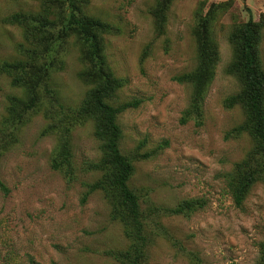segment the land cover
I'll use <instances>...</instances> for the list:
<instances>
[{"label": "rangeland", "instance_id": "rangeland-1", "mask_svg": "<svg viewBox=\"0 0 264 264\" xmlns=\"http://www.w3.org/2000/svg\"><path fill=\"white\" fill-rule=\"evenodd\" d=\"M78 1L84 13L117 28L105 35V52L115 74L127 79L118 102L142 100L119 116L122 150L131 154L143 141L144 151L162 146L135 162L132 178L149 216V264H192L191 251L202 264H257L264 241V183L254 185L243 208L234 204L225 174L253 142L247 134L227 138L245 114L240 105L226 108L224 100L241 89L227 72L233 57L229 33L235 23L258 20L264 0H171L163 34L157 32L155 14L161 0ZM230 1L213 27L220 60L204 101L203 123L183 124L192 89L174 77L196 66V13L213 2ZM39 10L38 0H0V63L23 57V29L4 19ZM62 54L64 64L53 71L52 87L64 105L77 107L91 85L80 77L84 63L76 37L67 40ZM261 55L264 65V29ZM11 95L23 92L0 73V126ZM48 123L43 110L31 112L4 148L0 176L9 191L0 188V264H119L106 251L128 244L122 225L111 219L102 192L83 201L87 185L100 177L91 165L102 157L93 122L74 124L72 180L51 167L56 137L43 133ZM196 198L206 204L189 214L165 211Z\"/></svg>", "mask_w": 264, "mask_h": 264}, {"label": "trees", "instance_id": "trees-1", "mask_svg": "<svg viewBox=\"0 0 264 264\" xmlns=\"http://www.w3.org/2000/svg\"><path fill=\"white\" fill-rule=\"evenodd\" d=\"M40 10L16 12L4 20L23 29L24 41L19 44L22 58L0 63V73L11 78L14 87L23 96L11 95L7 113L0 126V160L11 137L28 119L31 112L43 110L49 119L44 134L56 137V146L51 167L60 171L69 180L75 176L72 131L79 119L91 120L94 135L100 142L102 157L92 165L100 177L87 185L83 194L85 201L91 193H103L110 206V217L123 227L128 241L125 248L111 249L106 254L119 264H149L148 215L144 211L140 194L132 186L136 161L157 154L162 146L151 151L142 150L145 142L139 143L133 153L122 150L123 129L119 116L142 102L139 98L118 102L119 91L127 79L115 74L105 52V35L117 28L99 17L88 15L81 9L78 0H38ZM171 0L159 1L156 14L157 32L163 34L166 27V11ZM231 5L230 2H213L207 11L201 7L196 13L194 35L197 42L196 66L189 72L174 77L180 83L191 86L188 107L181 123L195 120L203 123L204 101L215 76L220 60L219 47L214 35V24L219 14ZM264 29V13L258 20L235 23L229 33L233 57L227 72L234 75L241 89L224 100L228 109L240 105L245 114L242 123L233 127L229 137L247 134L253 145L234 168L225 174L226 185L234 204L243 208L254 185L264 183V65L261 55V40ZM76 37L81 45L84 68L82 80L89 85L81 104L66 106L52 87V73L58 65L63 66V50L70 37ZM7 134V135H5ZM0 188H9L0 176ZM203 199H184L174 207H167L170 214H189L205 205ZM192 264H202L196 252H189ZM257 264H264V241L259 243Z\"/></svg>", "mask_w": 264, "mask_h": 264}]
</instances>
